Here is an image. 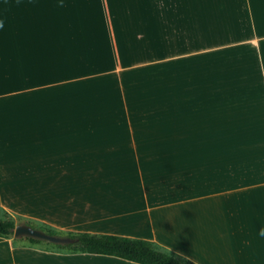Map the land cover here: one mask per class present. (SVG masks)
Here are the masks:
<instances>
[{
	"label": "crops",
	"instance_id": "1",
	"mask_svg": "<svg viewBox=\"0 0 264 264\" xmlns=\"http://www.w3.org/2000/svg\"><path fill=\"white\" fill-rule=\"evenodd\" d=\"M0 23V207L17 224L264 264V0H0ZM205 67L203 143L170 70ZM0 264L139 263L12 236Z\"/></svg>",
	"mask_w": 264,
	"mask_h": 264
},
{
	"label": "trees",
	"instance_id": "2",
	"mask_svg": "<svg viewBox=\"0 0 264 264\" xmlns=\"http://www.w3.org/2000/svg\"><path fill=\"white\" fill-rule=\"evenodd\" d=\"M0 237L10 238L14 236L17 225L15 219L0 207ZM19 224H25L47 234L54 235L53 228L45 225H34L30 220H18ZM75 240L69 244H54L57 249L69 253H89L115 256L139 264H196L190 259H181L176 252L168 250L160 244L142 239L109 234L73 233L66 235ZM30 245L52 243L32 237H20ZM53 244V243H52ZM183 256V255H182Z\"/></svg>",
	"mask_w": 264,
	"mask_h": 264
},
{
	"label": "rangeland",
	"instance_id": "3",
	"mask_svg": "<svg viewBox=\"0 0 264 264\" xmlns=\"http://www.w3.org/2000/svg\"><path fill=\"white\" fill-rule=\"evenodd\" d=\"M170 74L171 84H177V91L182 96L187 112L194 111L195 131L199 134L203 143L208 142L210 139L211 80H215V77L213 78L208 67L200 69H171ZM221 75L224 77L221 80L223 87L224 80L227 79L226 83L230 92L233 88L232 76H229L231 74L228 72L225 79V70H221ZM202 151L205 154L209 150L203 149ZM0 217H3L2 214H0ZM66 235L63 231L54 230V236L65 237ZM54 244L42 243L41 246L54 250L57 249Z\"/></svg>",
	"mask_w": 264,
	"mask_h": 264
},
{
	"label": "water",
	"instance_id": "4",
	"mask_svg": "<svg viewBox=\"0 0 264 264\" xmlns=\"http://www.w3.org/2000/svg\"><path fill=\"white\" fill-rule=\"evenodd\" d=\"M23 236L37 238L55 244H69L75 242L74 239L67 236L65 237L54 236L25 224H17L14 229V237L20 238Z\"/></svg>",
	"mask_w": 264,
	"mask_h": 264
},
{
	"label": "clouds",
	"instance_id": "5",
	"mask_svg": "<svg viewBox=\"0 0 264 264\" xmlns=\"http://www.w3.org/2000/svg\"><path fill=\"white\" fill-rule=\"evenodd\" d=\"M60 6L63 7V4L61 3ZM0 27H3V24H2V23H0ZM259 235H260L261 237H264V225H262V227L260 228V230H259ZM177 255L180 256L181 259H185V260L187 259V257L182 256V254H180V253H177Z\"/></svg>",
	"mask_w": 264,
	"mask_h": 264
}]
</instances>
